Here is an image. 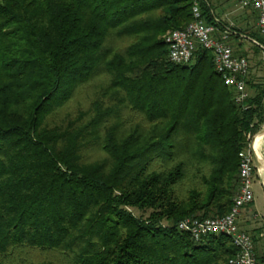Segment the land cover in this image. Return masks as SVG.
<instances>
[{"label": "trees", "instance_id": "trees-1", "mask_svg": "<svg viewBox=\"0 0 264 264\" xmlns=\"http://www.w3.org/2000/svg\"><path fill=\"white\" fill-rule=\"evenodd\" d=\"M192 4L0 0V264H230L177 225L230 211L264 82L238 103L210 50L170 60Z\"/></svg>", "mask_w": 264, "mask_h": 264}, {"label": "built area", "instance_id": "built-area-1", "mask_svg": "<svg viewBox=\"0 0 264 264\" xmlns=\"http://www.w3.org/2000/svg\"><path fill=\"white\" fill-rule=\"evenodd\" d=\"M201 1L193 0V18L184 28L166 32L164 40L168 45L169 58L175 63H188L197 49L210 50L213 53L216 71L235 92L236 101L243 103L249 97L248 58L235 53L229 42L230 36L235 33L231 28H221L206 21ZM239 2L242 8L256 13L257 28L263 41H258L249 35L246 38L261 48L264 61V0H239ZM260 134L261 142L264 140V133L249 134L248 146L239 153V188L233 198L230 211L217 218L186 217L177 225L178 229L189 233L195 241L210 235L229 237L237 248V253L229 260L230 264H264V259L262 261L258 259L252 234L242 229L239 224L244 210L255 198L256 158L260 155L256 140Z\"/></svg>", "mask_w": 264, "mask_h": 264}, {"label": "crops", "instance_id": "crops-1", "mask_svg": "<svg viewBox=\"0 0 264 264\" xmlns=\"http://www.w3.org/2000/svg\"><path fill=\"white\" fill-rule=\"evenodd\" d=\"M242 14H244L242 16ZM240 18L235 19L234 13H228V10H223L221 16H217L218 21L221 23V28H231L235 35L230 36L229 40L233 47L244 49L243 51H235L237 55L243 56V53L247 51L246 46L250 44L246 38L247 30L255 31L257 28V18L256 20L252 19L251 15H248V12H243ZM235 24V25H234ZM235 28V29H234ZM246 49V50H245ZM243 52V53H242ZM260 142V140H259ZM259 144V154L261 157L256 158V171H255V183L254 186H259L260 190H264V140ZM255 190V187H254ZM255 196V191H254ZM240 227L250 234H252L255 242V250L258 256V259L262 261L264 259V215L258 210L255 203V198L252 204L247 207L240 219Z\"/></svg>", "mask_w": 264, "mask_h": 264}, {"label": "rangeland", "instance_id": "rangeland-1", "mask_svg": "<svg viewBox=\"0 0 264 264\" xmlns=\"http://www.w3.org/2000/svg\"><path fill=\"white\" fill-rule=\"evenodd\" d=\"M210 2L212 3L214 10L216 12V14L218 16H221L222 11L228 10V13H234V20L237 18H240L241 14L243 12H248V15L252 16V13L244 8H242L240 6V2L239 0H210ZM244 14H242L243 16ZM237 21L235 20V23ZM237 24V23H236ZM235 25V24H234ZM166 33H164L162 35V38L164 39ZM233 47V45H232ZM247 48V53L249 56V62H250V78L253 79L255 82H264V63H263V59H262V53L260 51V53L255 54V52H253V45L248 44L246 46ZM234 51H243L244 49L240 50L238 49V47L234 48ZM246 50V49H245ZM249 89V96L251 94L252 89L248 86ZM263 127L261 128V130H259L256 134L260 133L262 131ZM260 143V142H259ZM258 157H261V155H258ZM255 203H256V207L258 208V210L264 215V190H260L259 186L255 185Z\"/></svg>", "mask_w": 264, "mask_h": 264}, {"label": "bare ground", "instance_id": "bare-ground-1", "mask_svg": "<svg viewBox=\"0 0 264 264\" xmlns=\"http://www.w3.org/2000/svg\"><path fill=\"white\" fill-rule=\"evenodd\" d=\"M260 139H261V134L258 135L257 140H256V144H258V142H259Z\"/></svg>", "mask_w": 264, "mask_h": 264}, {"label": "water", "instance_id": "water-1", "mask_svg": "<svg viewBox=\"0 0 264 264\" xmlns=\"http://www.w3.org/2000/svg\"><path fill=\"white\" fill-rule=\"evenodd\" d=\"M261 133H264V128L262 129Z\"/></svg>", "mask_w": 264, "mask_h": 264}]
</instances>
